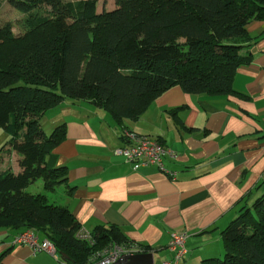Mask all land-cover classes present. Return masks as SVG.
Instances as JSON below:
<instances>
[{
    "label": "trees",
    "instance_id": "1",
    "mask_svg": "<svg viewBox=\"0 0 264 264\" xmlns=\"http://www.w3.org/2000/svg\"><path fill=\"white\" fill-rule=\"evenodd\" d=\"M8 4L24 16V34L0 26V130L10 136L19 168L0 172V227L33 229L73 264H93L113 246L131 249L114 226L80 238L69 210L49 201L47 192L63 184L71 195L73 188L66 187V168L47 160L65 139V124L46 135L42 118L68 99L122 124L175 86L188 94H232L236 70L251 61L242 54L246 27L264 22V0H116L99 13L96 0ZM38 180L44 191L28 192ZM221 236L224 257L206 264H264V192Z\"/></svg>",
    "mask_w": 264,
    "mask_h": 264
},
{
    "label": "crops",
    "instance_id": "2",
    "mask_svg": "<svg viewBox=\"0 0 264 264\" xmlns=\"http://www.w3.org/2000/svg\"><path fill=\"white\" fill-rule=\"evenodd\" d=\"M246 32L242 54L251 61L236 70L232 94H188L175 86L122 124L87 103L64 100L46 120L65 124V139L47 160L66 168L73 191H62L60 203L84 233L114 226L131 249L153 253L159 264L172 257L171 236L184 232L180 264L222 258V231L264 192V22L249 23ZM125 129L157 140L173 156L163 158L162 169L134 170L115 154ZM10 140L0 130V172L17 173ZM20 232L0 227V264H73L59 253L13 245Z\"/></svg>",
    "mask_w": 264,
    "mask_h": 264
},
{
    "label": "built area",
    "instance_id": "3",
    "mask_svg": "<svg viewBox=\"0 0 264 264\" xmlns=\"http://www.w3.org/2000/svg\"><path fill=\"white\" fill-rule=\"evenodd\" d=\"M123 146L115 151L116 155L124 157V159L132 164L134 170L146 166H154L162 169V160L165 156L172 157L173 154L164 148L157 140L148 137H142L129 130H124L121 135ZM174 179V178H172ZM80 238H86V233L78 234ZM187 234L184 232L174 233L171 236L169 250L172 254L170 260L162 261L159 264H180L186 253L184 243ZM13 245L26 246L32 254L46 253L55 256L56 250L54 245L33 231L24 230L17 234L13 239ZM137 254L133 249H126L113 246L106 250L104 254L93 257V264H113L122 255Z\"/></svg>",
    "mask_w": 264,
    "mask_h": 264
},
{
    "label": "rangeland",
    "instance_id": "4",
    "mask_svg": "<svg viewBox=\"0 0 264 264\" xmlns=\"http://www.w3.org/2000/svg\"><path fill=\"white\" fill-rule=\"evenodd\" d=\"M64 1H79V0H64ZM97 1V11L98 13L105 10L109 11L112 10L115 7V2L116 0H96ZM23 19L24 16L22 14H19L16 12L14 9L10 7L8 4V0H0V26L5 24V23H10L12 26V32L16 36H23L24 34V27H23ZM1 59V57H0ZM67 102H73L71 100L67 99ZM63 108V107H62ZM58 110V107L50 110L46 113L45 118L43 119V122H41L42 129L45 134L49 135L53 129L56 127L55 125L58 124H51V122H47L46 120L49 119L55 115L56 113L54 111ZM4 134V133H3ZM42 183L41 181H36L35 183L31 184L28 188L27 191L30 193H38L39 191H43ZM42 189V190H41ZM66 190L65 185H60L57 187V189L54 192H47L48 199L51 202H55L61 205L60 203V198L62 196V191ZM24 230H29L35 232L33 229H24ZM38 234V233H37ZM41 236V234L39 233ZM224 257V254L222 255V258ZM220 258V259H222Z\"/></svg>",
    "mask_w": 264,
    "mask_h": 264
},
{
    "label": "water",
    "instance_id": "5",
    "mask_svg": "<svg viewBox=\"0 0 264 264\" xmlns=\"http://www.w3.org/2000/svg\"><path fill=\"white\" fill-rule=\"evenodd\" d=\"M63 259L69 261L68 257L63 256ZM113 264H154L153 253H137L130 255H122Z\"/></svg>",
    "mask_w": 264,
    "mask_h": 264
}]
</instances>
